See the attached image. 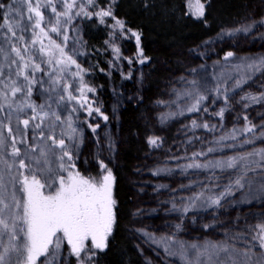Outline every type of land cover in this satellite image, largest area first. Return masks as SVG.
Returning a JSON list of instances; mask_svg holds the SVG:
<instances>
[{
    "label": "trees",
    "instance_id": "16d2710c",
    "mask_svg": "<svg viewBox=\"0 0 264 264\" xmlns=\"http://www.w3.org/2000/svg\"><path fill=\"white\" fill-rule=\"evenodd\" d=\"M200 2L205 4V16L197 19L188 14V0H94L93 4H88L87 0H76L71 22L61 17L60 33L49 31V35L61 45L65 44L64 36L68 37L65 51L71 54L73 49L76 50L78 54L74 58L82 68L87 69L83 73V82L95 89L86 93L88 104L100 108L103 115L108 116L107 121L96 112L89 116L88 104L82 108L76 101L67 103L68 110L76 108L75 112H71L89 138L78 151H73L72 161L64 158L65 165L75 163L73 171H79L85 177H99V161L102 160L112 169L115 177L113 192L117 204L113 232L108 238L107 248L103 251L95 250L96 255L92 261L85 260V264H171L164 258L156 261L151 251L147 252L135 241L134 227L138 226L137 220L143 221L142 228L156 240L164 239L170 245L176 241L184 244L202 237L238 233L239 238L258 250V259L264 264V248L260 247L259 240L252 239L260 231L258 226L264 224V191L260 190L264 184L262 179L248 173L244 187L234 186L232 194L222 201V207L190 211L184 216L180 229L174 232L172 230H175L176 219H170L173 213L170 211L172 207H169L172 196L185 189L192 191V184H196L193 193L200 192L203 185L193 182L201 183L203 175L200 172L177 173L174 178L168 171L153 174L154 170L167 167L150 153L145 134L151 129L153 105L163 85L178 74L180 62L193 65L199 81L204 86L207 83L205 94L214 99L216 93L207 89L216 87L215 79L210 81L209 74L217 59L225 60L226 53L231 51L234 56L227 60H234L248 53L254 46H257L255 56L264 51V40L259 38L260 33H264V27H256L249 35L238 33L235 37L217 38L223 30L264 17L263 0ZM6 3L19 9L11 20L29 25L26 4L18 6L16 0H6ZM192 3L195 4V0ZM80 5L92 15L76 16ZM56 7L57 11L64 10L59 0H56ZM109 8L114 18L105 17L104 23H101L95 13ZM41 10L46 18L42 26L48 30L55 23V16L51 7ZM3 11L0 10V15ZM117 19L124 22L123 30L115 26ZM0 23H3L2 19ZM127 29L141 34L139 48L143 49V56L138 55L135 37ZM16 31L18 35L21 34L19 29ZM23 35L26 42L34 38L31 27ZM43 44L49 46L47 37L43 38ZM17 46L22 47V44L17 42ZM39 47L38 42L34 48L30 47V51L35 54ZM115 47L120 49L119 58L113 51ZM144 57L148 59L140 63ZM35 58L40 62L39 55ZM41 66L44 72H38L36 76L47 81L45 73L49 66ZM75 71L73 65L66 74V82L74 85L73 95L78 97L79 92L75 89L79 87V78L73 79L71 76V72ZM48 87L46 82L42 86L34 85L32 96L36 97L38 89ZM218 100L222 101L223 97ZM34 121L31 120V123L34 124ZM90 124L93 127L99 125L95 133L89 127ZM52 136L56 140L62 139L58 132ZM109 138L114 142L111 151L106 148L104 141ZM17 159L20 160V156ZM19 171L27 172L20 168ZM230 183L233 182L228 179L212 181L211 184L218 187L213 189V193L206 192V195L219 194ZM159 185L167 187L158 188ZM189 185L190 188L182 187ZM138 210L139 215H133ZM68 254L67 264H77V258L69 250ZM84 255L82 253L81 259Z\"/></svg>",
    "mask_w": 264,
    "mask_h": 264
},
{
    "label": "snow or ice",
    "instance_id": "6c2138e0",
    "mask_svg": "<svg viewBox=\"0 0 264 264\" xmlns=\"http://www.w3.org/2000/svg\"><path fill=\"white\" fill-rule=\"evenodd\" d=\"M59 2L63 6V11H57L56 0H35V4H33V0H16L18 6L26 4L29 13L27 17L29 25H22L19 21L11 20V17L18 12V7L14 8L11 4L6 3V0H0V10H4L2 15H0V19L3 20V23H0V56L3 57V62H0V100L3 101V103H0V110L4 108L5 103L9 109L12 108V103L9 101V92L11 96L15 97L17 93H23L27 89V95L30 97L34 85L40 84L42 86L45 82L49 85L48 88L42 90V94H48V100L45 103L36 105L33 102H29L16 106L15 111L17 113L23 112L25 108H30L34 113L30 119L22 121H19L17 117L18 122L24 125L23 131L17 128V133L21 137V144L27 142V129L29 128L30 120H35L39 116L41 122H43L44 119L51 115L55 121H61V116L56 111L49 113L44 110L46 105L51 108V104L48 101L53 100V97H55L53 102L58 107H61L62 110H66L67 103L72 101H76L83 108L85 104H88L86 93L95 91V89L83 82V73L87 69L82 68L74 58L78 54L76 50L73 49L71 54L65 51L68 37L64 36L65 44L61 45L49 35V31L60 33L61 17H65L66 22H71L73 19L72 10L76 7V0H59ZM87 3L93 4L94 0H87ZM48 7H51V12L55 16V23L51 25L50 29L46 30L42 26L46 18L41 9ZM188 8V14L197 19L205 16V4L201 3L200 0H195V4L192 3V0H188ZM75 15L91 16L92 13H89L83 5H80L79 11ZM95 15L100 18L101 23H104L105 17L114 18L111 8L108 10L102 9ZM33 21L34 23H32ZM115 26H118L121 30L125 28L124 22L119 19L115 21ZM258 26L264 27V17L241 24L236 28L223 30L217 38H223L224 36L235 37L238 33L249 35ZM28 27H31L34 38L26 42L23 33L28 31ZM16 29L20 30V35L17 34ZM36 29H39V31H35ZM127 31L131 32L132 36L135 37L138 55L143 56V49L139 48L141 34L132 32L131 29H127ZM44 37L48 38L49 46L43 44ZM259 38L264 40V33H260ZM17 42H20L22 47H18ZM38 42L40 47L33 54L30 51V47L34 48ZM205 43H209V41H205ZM113 51L119 58L120 49L115 47ZM56 53H58V56ZM12 54H14L15 58H13ZM36 55H39L40 62L36 61ZM233 56L234 53L229 51L226 53L225 60ZM45 57L47 58L45 59ZM147 59V57H144L140 60V63H144ZM129 63H131L130 60ZM42 64L49 66V70L45 73L48 76L47 81L36 76V73L44 72ZM73 65L76 71L71 72V76L73 79L79 78L80 82L79 87L75 89L79 92L78 97L73 95L74 85L66 82V74L69 73ZM241 69H243V72L240 73L238 79H235L230 88L222 86L221 79L224 74L221 73V76L217 77L216 87L207 89L209 92L216 93L213 102L221 97L224 100V106L214 115L223 118L224 113L232 106L229 93H234L236 89L242 90V85L247 83L248 79L256 72L264 73V55L243 58L241 64L236 66L238 72ZM192 71L195 72L196 70L193 69ZM20 78H22V83ZM228 79H232V77L229 76ZM223 82L227 83V80ZM188 83L191 85V90H185L182 95L193 98L194 103L186 111L190 113L200 112L201 103L208 99V96L200 92L201 85L197 80H192ZM239 103L244 108L254 104H264V92L259 94L245 93L241 96ZM71 111L75 112L76 108L73 107ZM203 111L207 112L208 109L204 108ZM93 112L99 113L105 121L108 120V116L103 115L100 108H93L91 104H88V115L91 116ZM183 114V110L179 113L164 114L161 117V122L163 123L170 117ZM8 119L11 120V112ZM244 120L246 122L244 128H233L227 135L219 137L216 143L219 145L226 139L235 140L238 133L254 134L253 139L243 142L245 144L253 143L254 139L264 138V124H252L246 115ZM61 122H66L67 131L63 135L67 136L68 141L72 143H66L65 139L56 140L54 136L48 137L52 141V145L58 146L62 152V155L58 157L61 163L56 172L50 167L49 155L52 152L51 146L47 149L39 148V156H32L26 153V158L33 161L36 167L26 164L25 160L21 159L19 168L25 169L27 172H19L17 175L12 174L13 164H9L7 160L0 159V163L5 165L7 169L6 173L5 169L0 168V264H53L54 260L59 259L61 249L65 244L69 247L70 254L77 258V264H85V260L92 261L96 255L95 250L103 251L108 246L107 241L113 232L116 222L115 207L117 201L113 192L114 174L112 169L102 160L99 161L101 169L99 177H85L79 171H73L76 167L75 163L65 165L63 163L64 158L67 157L69 161L73 160V151H78L83 143V137L82 134H78L77 128L73 126L71 116L66 121ZM0 126L7 127L8 135L12 138L10 155L14 158L21 156L22 152L16 146L17 137L12 135V128L2 125V122H0ZM89 127L95 133L99 125L93 127L90 124ZM191 127L192 129L202 127L211 131L215 130L216 126H210L207 122L201 124L194 119L191 121ZM258 127L262 130L259 136H255V130ZM38 129H41V123L33 126V131ZM43 135V130H41L40 136L43 137ZM35 138L34 136L33 139ZM148 144L153 148H158L162 144V138L149 137ZM6 145L7 137L0 131V151L4 150ZM224 146L227 147L229 145ZM38 147V145L29 146L32 152H35ZM108 147L110 151L114 148V142L111 138H109ZM215 150L214 148H209L208 152ZM197 155H206V153H193V157ZM252 156L260 157L259 161H252V163H255L257 167H264V148H262L244 156L209 160L206 163L193 161L185 165L184 169L185 171L189 168L211 169L213 170L212 175L208 177L211 182L217 179L215 169L219 168L223 171L230 168H238L241 162ZM249 170L254 171V169H249L245 165L242 173L235 181L227 185L224 191L219 194L206 195V192L213 193V189L218 187V185L211 183L203 185L200 192L182 198L186 200L182 207H177L173 203L170 211H178L186 215L193 210L222 207V201L232 194L234 186L237 188L244 187V180ZM166 171L170 170L156 169L153 174L157 175ZM63 173H67V175ZM41 176L44 177V180L41 179ZM249 183L251 182L249 181ZM9 185L11 186L10 190ZM157 187H167V185H159ZM45 189H47V192ZM260 190L264 191V184L260 186ZM133 215H139V210ZM180 227V224L176 225L177 230ZM205 227H209V225H205ZM258 227L260 231L252 239L259 240L260 247L264 248V224ZM138 231L143 232L144 230L140 229ZM144 235L149 240L156 242L155 237L151 233L144 232ZM189 247L191 252L195 253V259L189 258V251L183 245H181L179 250V255L185 259L186 264H225L220 259L221 254L229 256L231 252L235 251L226 243L193 244ZM82 253L85 254L83 259H81ZM170 254L176 255L177 253ZM243 255L248 256L249 253L245 252ZM232 264H236V262L232 261Z\"/></svg>",
    "mask_w": 264,
    "mask_h": 264
},
{
    "label": "rangeland",
    "instance_id": "374dc122",
    "mask_svg": "<svg viewBox=\"0 0 264 264\" xmlns=\"http://www.w3.org/2000/svg\"><path fill=\"white\" fill-rule=\"evenodd\" d=\"M264 5V0H263ZM257 46H254L252 49L249 50L248 53H243L239 55L234 60H216L213 65V70H211L209 77H211L210 81H217V77L221 76L223 73V77L221 79V83L223 87H231L234 83L235 79H238L240 73L243 72V69L238 72L236 70V66L241 64L242 59L246 57H256L254 53L256 52ZM264 55V51L257 56ZM13 58L14 54H12ZM0 62H3V57L0 56ZM218 62V63H217ZM179 63V61H177ZM180 69L178 74L174 75L169 82L165 83L162 87L161 93L154 103L152 111L153 115L151 116V129H148L145 134V141L150 153L157 159V161H163L166 164L169 174L176 177L177 173H196L200 172L203 175V180L199 183L201 185H207L211 183L208 180V177L212 175L213 170L211 169H192L189 168L185 171L184 166L192 163L193 161L206 163L209 160H221L227 157L232 156H244L247 153L254 152L256 150L264 148V138L261 139H254L253 143L245 144L243 143L245 140L253 139V133H238L237 138L235 140L226 139L222 141L221 144H217L216 141L219 137L227 135L233 128L242 129L245 127V120L244 116L248 117V120L251 121L252 124L261 125L264 124V104H254L248 108H244L241 103H239L241 96L245 93H252V94H259L264 92V73L256 72L254 75L248 79L247 83L242 85L241 89H236L234 93H229L231 98V108L224 113L223 118L220 116L214 115L217 113L221 107L224 106V100L219 101L218 99L213 102V98H208L201 103V111L200 112H187L186 109L194 103V99L183 96L182 93L185 90H191V85L188 83L192 80H197L200 87V92L205 94L207 83L204 86L198 77L196 76V72H193L194 69L191 63L187 62H180ZM15 68V66H13ZM7 71V70H6ZM231 76L232 79H228ZM183 78V79H182ZM21 83L22 78H20ZM227 80V83L223 81ZM212 85V83H211ZM206 95V94H205ZM55 97H53V100ZM48 100V94L43 93L42 89H38L36 93V97L32 95L29 97L27 95V89L24 90L23 93H17L15 97L11 96L9 92V101L12 103V108L9 109L8 105L5 103L4 108L0 110V122L2 125L10 126L12 128V135L17 137V147L21 149L22 155L20 156L21 159L25 160L26 164H30L32 167H36L33 161H30L26 158V153L31 154L32 156H39V148H48L49 146L52 147V152L49 155L50 159V167L56 172L59 169V164L61 161L58 159L60 155H62L61 150L58 146L52 145V141L48 139L49 136H52L55 133H59L62 139H65L66 143L71 144L72 142L68 141L67 136L63 135L64 132L67 131V124L66 122L62 123L61 121H66V119L71 116L73 121V126L77 128L78 134H82L83 143L80 145L83 146L88 141L89 136L87 137V133L85 132L84 128L80 125L74 114L66 109L62 110L61 107H58L53 100H49L48 103L51 104V108H48L47 105L45 107V111L51 113L52 111H56L61 116V121H55L54 117L49 115L48 118L44 119L41 122L39 116L35 119V123L29 124V128L27 129V142L24 144L20 143L21 137L17 133V128L21 131L24 130V125L18 122L24 119H30L34 115L30 108H25L23 112L17 113L15 111L16 106L19 104H25L29 102H33L36 105L43 104L45 101ZM0 103H3L0 100ZM207 108L208 111L204 112L203 109ZM184 111L183 115H176L174 117H170L165 122H161V117L164 114L168 113H179L180 111ZM11 112V120L8 119L9 113ZM18 117V119H17ZM197 120L198 123H205L207 122L210 126L215 125V130H209L205 128H196L192 129L191 121ZM37 123H41V129L33 131V126ZM43 130V137L40 136V131ZM262 129L257 128L255 130V136H259V133ZM0 131H2L7 137V145L4 150L0 151V159L7 160L9 164H13L12 174L17 175L19 171V161L17 157H12L11 153V143L12 138L8 135L7 127L0 126ZM36 137L33 139V137ZM149 137H160L162 138V144L158 148H153L148 144ZM105 146L108 147L109 139H104ZM30 145H38L39 147L36 149L35 152H32L29 148ZM224 145H229L225 147ZM79 147V148H80ZM209 148L216 149L213 152H208ZM75 152V151H74ZM206 153V155H197L193 157V153ZM259 156H252L248 157L246 161L240 163L238 168H230L226 170H221L219 168L215 169V175L217 177L216 180L213 181H220L223 179H228L230 182H234L236 177H238L243 169L244 166L247 165L249 169L248 173L253 175L255 178L262 179L264 181V167H257L255 163L252 161H259ZM65 164V159L63 161ZM0 168L5 169L7 173V169L5 165L0 163ZM247 173V174H248ZM7 178V177H6ZM41 179L44 180V177L41 176ZM226 181V180H225ZM196 184H192L191 190H183L182 193L178 195L172 196L173 198L170 200V208L172 207L173 203L177 205V207H182L186 200L182 198L189 197L193 194V189L195 188ZM19 187V185H17ZM190 188V187H189ZM11 186L9 185V190ZM47 191V189H45ZM172 203V205H171ZM170 219H176L175 223V230L177 232L176 225L182 223L185 214H182L178 211H172ZM137 219H135L136 221ZM142 220H137V224L134 227V237L135 241L147 252L152 253L153 259L156 261L161 260V258L166 259L169 263L173 264H186L184 258L179 255V250L181 245H183L189 251V258L195 259V253H192L190 250V245H203L205 243H226L235 251L231 252L229 256H225L221 254L220 259L225 262V264H232V261H235L236 264H261V260L258 259V255L260 254L256 248L248 243H245L243 239L239 238L240 236L238 233L236 235L230 234H219L214 236H207L202 237L195 241H190L189 243L180 244L178 241L175 244L170 245L166 240H156L153 242L149 240L145 235L144 232L149 233L147 230L142 228ZM171 223V222H170ZM144 230L138 231V230ZM90 243V241L88 242ZM167 249V250H166ZM68 250L69 247L67 244L61 249V253L58 260H54L53 264H67L68 263ZM262 251V250H261ZM249 253L248 256H244L243 253ZM170 253H177L176 255H172ZM150 258V257H149ZM43 259V258H42Z\"/></svg>",
    "mask_w": 264,
    "mask_h": 264
}]
</instances>
